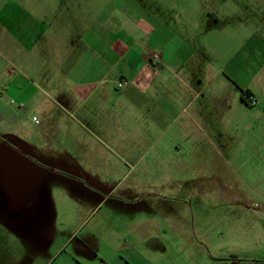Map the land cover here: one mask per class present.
Segmentation results:
<instances>
[{"label":"rangeland","instance_id":"obj_1","mask_svg":"<svg viewBox=\"0 0 264 264\" xmlns=\"http://www.w3.org/2000/svg\"><path fill=\"white\" fill-rule=\"evenodd\" d=\"M6 2L0 1V7ZM12 2L34 10L42 24L51 28L44 36L52 45V62L49 65L45 62L40 45L42 37L36 47L35 71L24 67L30 72L25 77L18 75L19 85L25 92L17 95L0 89V264H41L43 261L34 256L48 249V245L35 239L44 231L41 225L34 224L37 211L29 206L31 196L34 200H80L93 204L95 213L78 230L76 241L96 225L98 236L103 240L104 235L110 236L111 230L135 229L145 212L153 217L156 213L153 211L159 206L177 207L183 214L178 219H166L164 213L168 211L161 210L164 226L154 237L140 241L139 234L127 236L129 244L140 245L143 252L140 264H264V140H251L256 135L262 137L255 118L260 107L251 108L242 101L236 110L242 122L239 135L248 140L196 146L203 148L205 154L189 161L185 173H181L185 166L180 162H163L164 166L158 168H174L172 177L179 182L176 190L159 188L166 176L160 177L157 173L158 163L153 153L142 157L134 144H130L132 150H120L85 133L89 145L96 147L91 154L93 176H74L65 166L62 171L73 176L61 178L57 177L59 168L36 156L32 147L37 144L48 148L51 139L44 128L43 111L49 104L40 105L46 100L44 91L47 90L40 76L48 73V69L56 72L59 68L58 47L63 49L61 55L67 53L68 63L62 68L68 75L69 87L79 83L72 75L76 63L88 74L93 59L111 57L107 47L112 45L115 61L108 87L118 91L142 88L136 75H148L142 70L141 59L149 55L176 54L182 60L184 69L178 71L182 78L189 65L196 67L199 51L203 49L207 53L205 62L211 64L207 73L221 69L229 74V69L233 71L235 67L233 72L242 81L246 74L235 65L236 61L233 67L224 64L234 57L243 60L252 53L253 61L257 59L263 64L258 81L262 87L264 0ZM124 54L130 65L121 60ZM154 63L152 66L159 73L161 63ZM9 73L14 71L10 69ZM123 73L131 76L125 80ZM58 117L62 120L61 139L65 142L75 136L80 141L83 136L71 134L70 129L75 124L74 117L81 118L68 114ZM249 124L255 125L252 131L247 129ZM164 175L172 178L171 173ZM32 186L36 188L30 189ZM102 219H108L112 227L98 225ZM101 240L99 244L106 247ZM115 246L118 247L117 242ZM101 248L100 252L111 250Z\"/></svg>","mask_w":264,"mask_h":264},{"label":"crops","instance_id":"obj_2","mask_svg":"<svg viewBox=\"0 0 264 264\" xmlns=\"http://www.w3.org/2000/svg\"><path fill=\"white\" fill-rule=\"evenodd\" d=\"M6 1V4L0 7V48L3 62L0 65V89L18 95L19 92L20 94L25 92L19 85L18 75L25 77L26 72H30L29 69L35 71L36 47L38 42L42 41V37L40 45L45 62L48 65L52 62L50 58L52 45L44 36L51 28L42 24L34 10L21 8L12 0ZM61 51L63 49L58 47L60 66L56 72L48 69V73L40 76L47 88L44 91L46 100L40 105L49 104L43 111L44 128L48 135H51L49 146L48 148L46 146L41 148L37 144L32 146L36 156L59 168L57 177L73 176L62 171L65 166L69 167L68 172L74 176H93L94 164L91 154L94 148L89 145L85 133L120 150H132L130 144H134L142 157L153 153L154 161L158 163L157 168L164 166L165 161L180 162L185 166L181 168V173H185L189 161L205 154L203 148L196 146H202L206 142L229 145L235 140L247 139L239 135L241 129L239 125L242 122L240 123L236 113L242 102V92L246 91L258 99V107L261 109L255 114V118L256 127L262 130L260 133L262 137L258 138L256 135L251 140H264V85L262 87L258 85L263 64L260 65L257 59L253 61L252 53L243 60L234 57L224 64L227 67L239 65V70L246 74L243 81L233 72L236 71L235 67L233 71L229 69V74L223 73L221 69L215 73L211 71L207 73L211 64L205 62L207 53L204 49L199 51L200 57L196 61V67L189 65L187 73L182 78L179 77L178 71L184 68L182 60L176 54L171 56L163 54L160 57L162 69L159 73L156 71L157 67L152 66L155 62L153 56L149 55L141 59L142 70L148 75H136L142 88L118 91L108 87L110 70L115 61L113 45L107 47L111 57L93 59L89 71L87 69L88 74H84V70L76 63L77 67L72 75L79 83L73 87L66 84L68 75L62 67L67 66L68 59L67 53L61 55ZM121 58L130 65V61L126 59L127 54ZM10 69L14 73H9ZM128 76H131L130 73ZM128 76L123 73L122 78L126 80ZM8 79L10 85L7 88L5 85ZM142 81L144 83H141ZM64 114L72 118L74 115L81 118L74 117L75 124L70 129L71 134L83 136L80 141L75 136L65 142L61 139L62 120H59L58 115ZM254 127L255 125L249 124L247 129L252 131ZM82 155L85 157L80 158ZM79 160L87 163L88 167L85 168ZM63 161L66 165H63ZM157 170L160 177L166 176L158 185L159 188L178 189L179 182L176 181L178 179L172 177L174 168L167 170L164 167ZM175 170L177 172L178 168ZM169 173L171 179L164 175ZM34 188L36 187H30ZM31 198L33 200L29 206L37 211L34 224L41 225L44 231L35 239L43 240L44 244L48 245L44 252H37L34 255L35 258H43L41 264H140L139 259L143 253L140 245L129 244L127 236L139 234L140 241H146L163 228L162 211H168L164 214L169 220L178 219L183 215L177 207L173 209L159 206L153 211L156 212L153 217L145 212L133 230L130 228L127 232L111 230L110 236L106 234L101 240L96 225L90 228L82 239L76 241L78 230L87 224L95 213L96 208L93 204L80 200L51 202L34 200L32 196ZM98 225L107 229L110 225L112 227L108 219L100 220ZM100 240L111 249L109 252H100L101 246L106 248L99 244ZM116 242L118 247L115 246ZM133 256L136 257L135 261H131Z\"/></svg>","mask_w":264,"mask_h":264},{"label":"built area","instance_id":"obj_3","mask_svg":"<svg viewBox=\"0 0 264 264\" xmlns=\"http://www.w3.org/2000/svg\"><path fill=\"white\" fill-rule=\"evenodd\" d=\"M153 60H154L155 62H158V61L160 60V56L157 55V54H154V55H153ZM247 104H248V106L251 107V108H256V107H258V105H259V101H258V99H257L255 96L251 95V96H249L248 99H247ZM34 120H35V119H34Z\"/></svg>","mask_w":264,"mask_h":264},{"label":"trees","instance_id":"obj_4","mask_svg":"<svg viewBox=\"0 0 264 264\" xmlns=\"http://www.w3.org/2000/svg\"><path fill=\"white\" fill-rule=\"evenodd\" d=\"M252 94L249 92V91H246V92H242V96H241V99L243 102H245L247 104V99L249 96H251Z\"/></svg>","mask_w":264,"mask_h":264}]
</instances>
